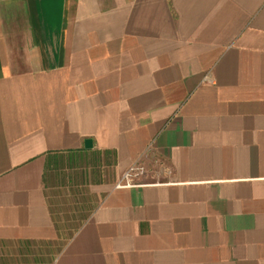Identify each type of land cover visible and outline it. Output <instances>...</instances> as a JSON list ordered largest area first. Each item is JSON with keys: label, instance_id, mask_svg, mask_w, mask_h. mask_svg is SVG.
<instances>
[{"label": "crops", "instance_id": "crops-1", "mask_svg": "<svg viewBox=\"0 0 264 264\" xmlns=\"http://www.w3.org/2000/svg\"><path fill=\"white\" fill-rule=\"evenodd\" d=\"M0 264H264V0H0Z\"/></svg>", "mask_w": 264, "mask_h": 264}, {"label": "rangeland", "instance_id": "rangeland-1", "mask_svg": "<svg viewBox=\"0 0 264 264\" xmlns=\"http://www.w3.org/2000/svg\"><path fill=\"white\" fill-rule=\"evenodd\" d=\"M90 163H95L97 166L98 156L63 154L51 159L47 171L46 181L53 202L58 203L60 211L62 207L69 208L72 212L73 208L78 209V221L89 213L94 204L86 187L87 183L92 181V179L89 180L90 174L87 173V170L91 171ZM74 214L72 213V216ZM62 220L68 221L69 213L68 215L62 213Z\"/></svg>", "mask_w": 264, "mask_h": 264}, {"label": "built area", "instance_id": "built-area-1", "mask_svg": "<svg viewBox=\"0 0 264 264\" xmlns=\"http://www.w3.org/2000/svg\"><path fill=\"white\" fill-rule=\"evenodd\" d=\"M144 173V168L138 166H132L125 174L124 179L132 181L135 177Z\"/></svg>", "mask_w": 264, "mask_h": 264}, {"label": "water", "instance_id": "water-1", "mask_svg": "<svg viewBox=\"0 0 264 264\" xmlns=\"http://www.w3.org/2000/svg\"><path fill=\"white\" fill-rule=\"evenodd\" d=\"M85 144H86V147H91V140H86Z\"/></svg>", "mask_w": 264, "mask_h": 264}]
</instances>
